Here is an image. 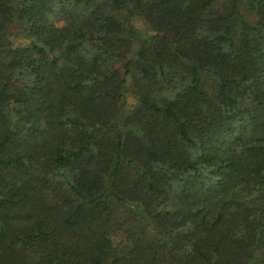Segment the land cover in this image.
<instances>
[{"label":"trees","instance_id":"trees-1","mask_svg":"<svg viewBox=\"0 0 264 264\" xmlns=\"http://www.w3.org/2000/svg\"><path fill=\"white\" fill-rule=\"evenodd\" d=\"M0 0V264H264V0Z\"/></svg>","mask_w":264,"mask_h":264},{"label":"rangeland","instance_id":"rangeland-1","mask_svg":"<svg viewBox=\"0 0 264 264\" xmlns=\"http://www.w3.org/2000/svg\"><path fill=\"white\" fill-rule=\"evenodd\" d=\"M230 0H217V3H216V5H217V7L219 8V9H224V8H226V7H228L229 6V2Z\"/></svg>","mask_w":264,"mask_h":264}]
</instances>
